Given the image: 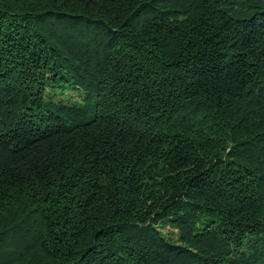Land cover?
<instances>
[{"label":"trees","instance_id":"16d2710c","mask_svg":"<svg viewBox=\"0 0 264 264\" xmlns=\"http://www.w3.org/2000/svg\"><path fill=\"white\" fill-rule=\"evenodd\" d=\"M0 264H264V0H0Z\"/></svg>","mask_w":264,"mask_h":264},{"label":"rangeland","instance_id":"374dc122","mask_svg":"<svg viewBox=\"0 0 264 264\" xmlns=\"http://www.w3.org/2000/svg\"><path fill=\"white\" fill-rule=\"evenodd\" d=\"M64 96H72L73 97V101H76V100H78L79 99V97H76L77 95H76V93L74 92V91H66V93H65V95ZM63 98L61 97V96H59V97H57L56 99H55V101H58V100H62ZM166 233L168 232V230L167 231H165Z\"/></svg>","mask_w":264,"mask_h":264}]
</instances>
